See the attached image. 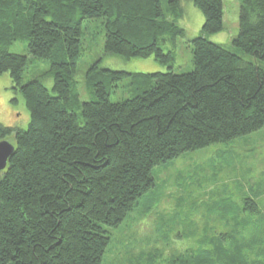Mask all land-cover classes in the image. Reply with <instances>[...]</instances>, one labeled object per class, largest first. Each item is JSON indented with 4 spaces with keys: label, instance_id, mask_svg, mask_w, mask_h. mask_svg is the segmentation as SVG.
Masks as SVG:
<instances>
[{
    "label": "trees",
    "instance_id": "obj_1",
    "mask_svg": "<svg viewBox=\"0 0 264 264\" xmlns=\"http://www.w3.org/2000/svg\"><path fill=\"white\" fill-rule=\"evenodd\" d=\"M167 1L181 18L182 0ZM191 1L205 22L190 41L194 70L177 74L175 54L162 46L185 30L164 20L161 0H0V75L9 73L31 118L25 130L0 125V141L12 136L16 147L0 172V264H104L114 241L107 228H120L147 196L145 212L158 203L155 168L264 129V69L205 37L223 31L224 0ZM238 1L233 45L264 62V0ZM99 19H107L106 54L153 57L169 71L104 70L111 83L131 77L143 89L113 103L104 84H92L95 66L94 98L80 103L73 80L84 22ZM16 43L28 55L11 53ZM32 61L49 70L23 84ZM228 207L220 218L236 221L229 231L205 232L190 246L180 235L186 250L164 263L264 264V210L252 199Z\"/></svg>",
    "mask_w": 264,
    "mask_h": 264
},
{
    "label": "rangeland",
    "instance_id": "obj_2",
    "mask_svg": "<svg viewBox=\"0 0 264 264\" xmlns=\"http://www.w3.org/2000/svg\"><path fill=\"white\" fill-rule=\"evenodd\" d=\"M161 1L164 20L174 22L185 30L184 37H179L175 42H166L162 46L163 50L175 54V73H190L194 70L190 41L202 36L205 17L191 0H182L181 18L173 15L167 0ZM239 19L240 2L224 0L223 31L205 37L210 42L223 45L246 62L264 69L263 61L233 45V40L240 33ZM106 33L107 19L84 22L82 56L73 80V91L78 95L80 103L94 98L88 75L95 66L97 69L93 71L95 79L92 84H104L113 103L131 99L143 89L133 86L131 77L111 83L109 74L104 70L141 74L169 71L168 67L153 57L126 59L106 54ZM9 51L28 55L24 43L14 44ZM48 70L49 63L46 61L30 62L23 84L42 79ZM45 83L51 88L53 80L47 79ZM12 85L9 73L0 75V125L13 131L25 130L31 121L30 112L23 96L15 92ZM72 106L80 114L76 101L72 102ZM10 138L12 136L7 140L13 142ZM154 177L156 188L150 195L157 196L158 203L150 213L145 212L151 200L147 196L128 215L120 228H107L114 241L104 264H132L136 260L148 264L149 257L154 259V264H165L167 257L172 258L186 250L187 246L184 241H180V235L193 238L187 239L190 246L196 244L194 238L205 232L229 231L228 227L232 228L229 220L235 224L236 221L232 217L220 218L231 214L228 206L252 199L264 210V129L229 143L186 153L167 165L155 168ZM219 205L225 209L218 208Z\"/></svg>",
    "mask_w": 264,
    "mask_h": 264
},
{
    "label": "water",
    "instance_id": "obj_3",
    "mask_svg": "<svg viewBox=\"0 0 264 264\" xmlns=\"http://www.w3.org/2000/svg\"><path fill=\"white\" fill-rule=\"evenodd\" d=\"M16 147L9 140L0 141V172H3L9 166V161L15 153Z\"/></svg>",
    "mask_w": 264,
    "mask_h": 264
}]
</instances>
